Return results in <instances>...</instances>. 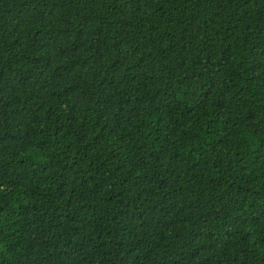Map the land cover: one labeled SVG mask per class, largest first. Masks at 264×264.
Masks as SVG:
<instances>
[{"label": "trees", "instance_id": "1", "mask_svg": "<svg viewBox=\"0 0 264 264\" xmlns=\"http://www.w3.org/2000/svg\"><path fill=\"white\" fill-rule=\"evenodd\" d=\"M0 264H264V0H0Z\"/></svg>", "mask_w": 264, "mask_h": 264}]
</instances>
